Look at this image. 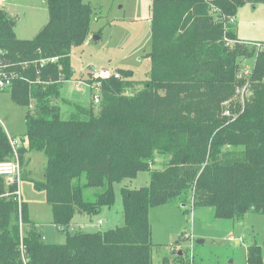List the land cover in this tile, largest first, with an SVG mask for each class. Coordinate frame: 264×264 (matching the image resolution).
<instances>
[{"label": "trees", "instance_id": "obj_1", "mask_svg": "<svg viewBox=\"0 0 264 264\" xmlns=\"http://www.w3.org/2000/svg\"><path fill=\"white\" fill-rule=\"evenodd\" d=\"M245 3L264 0H151L149 78L119 71L120 79L101 81L97 108L93 98L74 104L68 120L60 90L72 80V52L89 36L94 9L85 0H46L49 20L31 40L17 38L16 17L0 9V75L12 81V101L28 109L21 166L25 153H44L43 180H29L45 194L52 224L67 228L63 244H48L27 207L20 220L17 203L0 200V264H153L154 208L209 207L219 220L264 215V49L247 46L230 22ZM246 59L254 62L245 77ZM11 139L0 123V162L13 156ZM157 157L162 166L152 169ZM140 173L148 186L120 190L122 226L71 230L77 214L113 208L115 185ZM21 222L31 225L25 236ZM161 264L199 263L170 252ZM247 264H264L258 244Z\"/></svg>", "mask_w": 264, "mask_h": 264}, {"label": "rangeland", "instance_id": "obj_2", "mask_svg": "<svg viewBox=\"0 0 264 264\" xmlns=\"http://www.w3.org/2000/svg\"><path fill=\"white\" fill-rule=\"evenodd\" d=\"M85 2L94 9L91 31L83 45L74 48L71 56L73 77L71 81L63 83L60 90L58 102L64 120L71 118L75 111L74 104L88 106L93 94H97V91H91L83 85L79 91L75 87L76 82H88L93 77L91 70L130 71L133 80L139 82L147 80L151 72V0ZM0 9L16 17L15 33L22 40L35 38L49 20L46 0H6ZM236 27L241 41L264 45V4H243L236 15ZM253 62L254 59L243 60L241 75L245 76L243 72L247 67L252 70ZM244 88H240V94L244 93ZM62 100L69 102L63 103ZM27 111V108L12 101L9 90L0 92V123L8 136L15 138L19 145V158L20 151L26 150L28 145L25 123ZM24 155L20 183L8 187L3 181L0 200L12 199L13 203H17L20 220L27 207L29 219L37 224L43 239L48 244H63L66 234L52 224V212L45 194L38 192L29 180H43L46 157L41 152H27ZM162 161V157H157L152 169H160ZM149 182V174L140 173L134 180L115 185L116 203L113 208H106L101 214L92 217L77 214L71 230L93 233L122 226L124 215L121 188L128 186L130 189H139L148 186ZM149 221L154 250L153 264H161L163 257L170 252H183L185 257L190 260L193 258L199 264H225L231 261L233 264H247L248 248L254 243L260 246L264 260V215L250 213L241 221L219 220L215 218L213 208L189 207L185 212L179 206H164L152 209ZM30 228V224L21 222V235L25 236ZM198 241L204 242L199 244Z\"/></svg>", "mask_w": 264, "mask_h": 264}, {"label": "built area", "instance_id": "obj_3", "mask_svg": "<svg viewBox=\"0 0 264 264\" xmlns=\"http://www.w3.org/2000/svg\"><path fill=\"white\" fill-rule=\"evenodd\" d=\"M1 4V0H0ZM231 24H235V18L231 19ZM248 45H252L258 50H263L264 46L259 43H246ZM57 59H52V63H56ZM91 75L93 77H90V80L88 82H76L75 87L76 90L79 91L83 86L89 88L91 91H97V94H93V102L94 104L100 103V91H101V81L105 80H111V79H120L121 75L120 73L116 71H111L109 69H101L97 71H90ZM243 74L245 76H248L251 74V71L249 67L244 70ZM12 86V81L10 78H8L5 75H0V91H6L10 89ZM226 115H230L229 112L226 113ZM11 146L13 149V156L11 159L0 162V177L4 180V182L7 184L8 187L14 186L16 184L20 183L21 179V163L20 158L18 154L19 145L17 144L15 139H11ZM101 225V222L99 223ZM233 240V238H231Z\"/></svg>", "mask_w": 264, "mask_h": 264}, {"label": "crops", "instance_id": "obj_4", "mask_svg": "<svg viewBox=\"0 0 264 264\" xmlns=\"http://www.w3.org/2000/svg\"><path fill=\"white\" fill-rule=\"evenodd\" d=\"M6 2V0H1V4L0 5H3V3H5ZM6 12H8L7 10H5ZM9 13V12H8ZM10 14V13H9ZM11 15V14H10ZM12 16V15H11ZM235 24H236V18H235ZM44 26H42V28H43ZM41 28V29H42ZM235 28H236V34H237V27L235 26ZM40 29V30H41ZM40 30H39V32H40ZM38 32V33H39ZM237 37H238V35H237ZM18 38V37H17ZM22 40V39H21ZM23 40H27V39H23ZM66 101H68V100H66ZM69 102V101H68ZM75 219V218H74ZM74 221V220H73ZM101 221H99L98 222V224L100 223ZM74 224V222H72V225ZM101 224H102V222H101ZM83 225H85L84 223H83ZM78 229H80V228H78ZM59 231V230H58ZM82 231V230H81ZM84 232H87V231H84ZM64 233V232H63ZM46 242H47V240H46Z\"/></svg>", "mask_w": 264, "mask_h": 264}, {"label": "water", "instance_id": "obj_5", "mask_svg": "<svg viewBox=\"0 0 264 264\" xmlns=\"http://www.w3.org/2000/svg\"><path fill=\"white\" fill-rule=\"evenodd\" d=\"M58 230L60 232H65L67 230L66 227H58ZM204 241H198L199 244L203 243ZM179 255H182V252L179 253ZM229 264H233V261H231Z\"/></svg>", "mask_w": 264, "mask_h": 264}]
</instances>
